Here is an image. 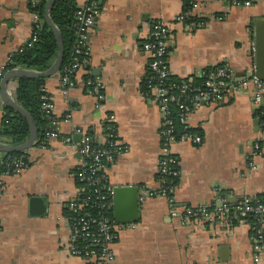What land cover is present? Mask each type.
Instances as JSON below:
<instances>
[{"label":"crops","instance_id":"0c3cea01","mask_svg":"<svg viewBox=\"0 0 264 264\" xmlns=\"http://www.w3.org/2000/svg\"><path fill=\"white\" fill-rule=\"evenodd\" d=\"M184 10L183 0H102L89 33L86 70L65 89L56 74L45 78L60 137L70 140L33 145L26 150L29 165L3 177L0 264H91L68 252L65 205L79 199L74 179L81 164L78 143L89 136L102 144L110 127L121 150L103 169L106 182L137 186L139 194L137 221L119 224L114 264H264V222L258 238L252 229L256 219L252 223L238 210L244 198L264 202V101L255 103L254 88L242 84L254 76L249 36L253 21L264 18V0L249 7L231 0H194L189 13L197 24L190 30L186 19L174 21ZM36 20L29 0H0V72L9 55L27 43ZM156 21L171 28L170 77L199 79L207 70L224 67L236 80L220 99L187 116L188 128L200 132L199 145L170 144L179 180L168 197L145 194L158 187L161 156L162 115L141 88L147 66L143 44ZM84 79L100 82L102 99L87 92ZM15 87V79L6 86L12 98ZM3 110L0 101V121ZM31 197L43 200L42 215L30 214ZM201 209L215 217L203 220L186 212Z\"/></svg>","mask_w":264,"mask_h":264},{"label":"built area","instance_id":"2783aa9c","mask_svg":"<svg viewBox=\"0 0 264 264\" xmlns=\"http://www.w3.org/2000/svg\"><path fill=\"white\" fill-rule=\"evenodd\" d=\"M78 10L75 13V41L72 50L71 62L62 69L59 74L55 73L61 85V88L71 87L75 84V75L81 70H86L88 65L89 54V33L95 24L96 17L100 12L102 0H79ZM259 0H231L234 6L249 7ZM39 0H29V6L35 7ZM184 2V0H183ZM194 0H188V5L192 6ZM34 14V13H33ZM36 16V15H35ZM37 19V17H36ZM185 27L190 30L196 26L197 22L190 15L189 10H184L175 16L174 21L183 22ZM185 20V21H186ZM37 21V20H36ZM36 24H34L35 26ZM171 28L169 23L164 21L154 22L149 29L147 40L143 44L144 53L147 56V66L145 74V92L148 98L158 104L159 111L162 115L159 135L161 138V156L157 170L158 187L147 191L148 196L168 197L174 189L171 179L168 177L177 175V171L171 165H177V159L169 152V146L174 141H186L193 145L201 143L200 135L196 133H183L178 140L173 136L174 121L172 117V107L175 106L178 113V122L187 128V116L202 105L213 104L221 98L223 92L233 89L236 80L233 73L224 67L213 68L202 74L203 82L197 85L187 78L184 82L177 85L169 83V71L167 67L168 43L170 39ZM1 76V72H0ZM168 82V84H167ZM243 85H250L254 88V102L258 103L264 97V82L251 76L249 80H243ZM84 85L88 88L87 92L102 99L100 95V82L84 79ZM10 96V91H7ZM42 109L49 120L48 130L45 132V140L39 145L44 148L46 144L53 140L61 138L69 142V138L60 137L59 120L54 114V106L51 97L45 92L40 96ZM263 123L259 122V128ZM3 143V142H0ZM8 144V143H3ZM103 145L105 147H91L90 139L84 136L77 146L81 156V164L78 179L85 183L95 195L93 205L97 209L95 215L84 212L88 205V199H75L69 201L65 207L68 215L65 217L68 229L67 248L70 255L89 261L91 264H114V253L112 251L113 243L117 238L119 224L115 223L112 216L106 215L105 212L111 210L112 186L106 182L103 169L112 163L115 154L121 150L120 143L116 139L113 128H107L103 135ZM255 151L258 146H254ZM11 171H4L0 174V195L4 190L5 183L3 177L15 175L23 170V166L18 160H13ZM100 172L99 175L97 173ZM101 188L103 192H101ZM84 188H80L79 197L82 195ZM252 202L249 198H244L238 207V210L249 212L256 218L253 231L261 237V226L264 222V202H257L256 205H250ZM188 215L211 220L215 217L206 209L192 212L186 211Z\"/></svg>","mask_w":264,"mask_h":264},{"label":"trees","instance_id":"16d2710c","mask_svg":"<svg viewBox=\"0 0 264 264\" xmlns=\"http://www.w3.org/2000/svg\"><path fill=\"white\" fill-rule=\"evenodd\" d=\"M47 1L48 0H39L35 7H30L31 12L37 17V21L35 23L36 25L33 27L32 34L27 43L9 55L8 61L1 72L0 81L6 72L16 68L38 72L44 71L55 59L57 54L56 39L52 30L44 22V7ZM184 4L185 10H189L188 0H184ZM77 10V0H56L49 11L50 19L60 31L63 41V59L61 67L58 70L59 74L62 72V69L71 62L72 50L75 41V13ZM210 70H207L206 72ZM185 80L186 79H176L169 76L168 82L179 85ZM15 82L16 87L14 90V99L35 122L37 129L35 145L39 146L44 142L45 132L49 127V120L42 109V101L40 97L43 94L45 78L20 77L15 78ZM192 82L197 85L202 84L203 76H201L199 79L193 78ZM145 84V79H143L141 86L143 92H145L146 89ZM177 116L178 113L176 107L173 106V136L175 140H178L183 133H198V135H200V132L197 130L188 127L184 128L183 125L178 122ZM261 120L264 121V117H262ZM28 135L29 127L26 120L12 109L4 106L0 121V141L11 145H18L23 143L27 139ZM87 137L91 139L89 136ZM91 147H105V145L91 143ZM13 160H18L24 168L29 165L26 157V151L0 153V174L4 171H11L13 167ZM171 166L173 169H175V171H177V175L168 177V179L173 180L172 185L175 186L179 180V168L176 164ZM78 173L79 170L75 169V182L80 188H84L79 199H88L89 202L84 212L95 215L97 213V209L93 205V202L95 201V195L92 193L90 188L85 186V183L79 181ZM99 174L100 172L97 173V175ZM101 192H103L102 188ZM261 201H263V199L258 197L252 201L250 205H256L257 202ZM228 204L229 206H235L237 203L228 202ZM105 214L112 216L111 210L106 211ZM244 218L252 223H254L256 219L255 216L249 212H246Z\"/></svg>","mask_w":264,"mask_h":264},{"label":"water","instance_id":"95a60500","mask_svg":"<svg viewBox=\"0 0 264 264\" xmlns=\"http://www.w3.org/2000/svg\"><path fill=\"white\" fill-rule=\"evenodd\" d=\"M56 0H48L44 7V22L52 30L56 43L57 54L51 65L44 71H32L27 69H12L6 72L0 81V101L1 103L17 114L22 116L29 127L27 139L18 145L0 143V153L26 151L35 145L37 129L32 117L6 92L7 83L11 79L28 77V78H47L54 75L61 67L63 59V41L60 31L52 23L49 11ZM254 43V76L264 82V18L253 21L252 33L249 36ZM264 97L260 100L262 103ZM256 122V121H255ZM257 124V122H256ZM90 142L93 141L90 139ZM111 214L112 219L117 224L134 223L137 221L139 210V194L137 186L133 185H116L112 189L111 195ZM29 212L31 215H42L45 212L43 200L39 197H31L29 201Z\"/></svg>","mask_w":264,"mask_h":264}]
</instances>
